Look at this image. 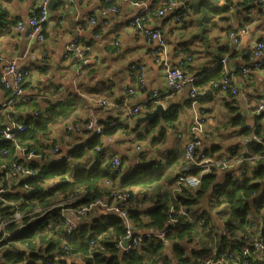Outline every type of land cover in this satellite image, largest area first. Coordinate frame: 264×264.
<instances>
[{"label": "clouds", "instance_id": "9594fccd", "mask_svg": "<svg viewBox=\"0 0 264 264\" xmlns=\"http://www.w3.org/2000/svg\"><path fill=\"white\" fill-rule=\"evenodd\" d=\"M0 264H264V0H0Z\"/></svg>", "mask_w": 264, "mask_h": 264}]
</instances>
